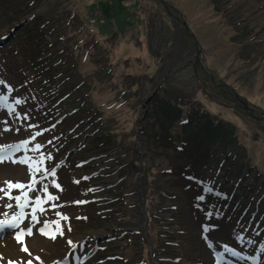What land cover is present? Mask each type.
Here are the masks:
<instances>
[{"label":"rangeland","instance_id":"1","mask_svg":"<svg viewBox=\"0 0 264 264\" xmlns=\"http://www.w3.org/2000/svg\"><path fill=\"white\" fill-rule=\"evenodd\" d=\"M2 38L0 147L56 176L0 164V264H264V0H0ZM229 172L245 194L220 211L197 180Z\"/></svg>","mask_w":264,"mask_h":264},{"label":"snow or ice","instance_id":"2","mask_svg":"<svg viewBox=\"0 0 264 264\" xmlns=\"http://www.w3.org/2000/svg\"><path fill=\"white\" fill-rule=\"evenodd\" d=\"M4 81L3 80H0V84H3ZM7 98L6 97H3V96H0V104H2V102L4 100H6ZM17 104H20L21 101L17 100L16 101ZM9 107V110L10 111H13L14 109H12V106H8ZM25 118H27V114H25ZM31 127V126H30ZM16 131H19V129H16ZM37 135H40V133H37ZM49 143H51V141H49ZM8 147H14L12 145H6V146H3V147H0V164H3V163H19V164H24V165H29V161L26 160V159H21L19 161H15V160H12L11 157L7 156L4 154V151H5V148H8ZM18 147V146H16ZM42 146L40 144H37L36 145V148L39 149L41 148ZM45 159V157L41 156V160L39 163H43V160ZM46 159L48 160H52L53 157L51 154H48ZM28 171L29 173H41V176H40V182H42L44 179L47 178V176H52V177H55L56 176V168L55 167H51V168H44V169H41L40 167H35L33 168L31 165H29L28 167ZM83 179H88V177H84ZM76 183H79V181H75ZM7 185H8V188L9 189H12V188H17V189H24L25 187H27L30 191H36V189L33 187V185H35L36 183H38V181L36 180V177L33 175L31 180H30V183L25 185L23 183H20V182H16V183H12L11 181H8L6 182ZM53 186L57 189H61V186L56 183L55 180H53L52 182ZM42 191H44L45 193H47V196L45 198H41L39 196H36L35 197V203L32 205V220L37 222V223H40V220L39 218L37 217L36 213L37 211H39L40 213H44L46 211V209L43 207V204L44 203H47L48 201H51V200H56L58 199V197L56 196H53L50 192H49V186L47 184H42L41 186V189ZM209 191H211V189H208ZM0 191H4V189H0ZM88 191H95V189H89ZM5 196H8L9 199H12V196H11V193L10 191H5L4 192ZM14 199L16 200V202L19 204V206L21 208H23L25 205H27L28 203V192L24 191L22 192L21 195H18V196H15ZM23 199V203H21ZM199 200H203L204 197L203 196H200L198 197ZM74 203H86V201H74ZM52 208H56V207H59V205L57 204H52L50 205ZM7 207H12L11 204H8ZM57 216H60L61 219H64V220H67V217L66 216H63L61 213H56ZM209 215H211V213H209ZM14 220H19L20 217H14L13 218ZM52 223H56L57 225V228L55 229V231L53 233H49L48 231H46V229L49 227V222L45 221L44 222V227L38 229V231L45 235V236H49V238L51 239H55L56 238V234L58 233L59 235L63 236L64 235V231L63 229L60 227L59 225V221H54ZM17 227L16 224L12 223L10 224L9 222H6V221H0V230H3L5 227ZM68 231H71V229L69 228ZM205 231H208V227H205ZM33 234V229L32 228H27V235L31 236ZM15 239L18 241V242H22L23 240V237L22 235H17L15 237ZM237 239H242V237H237ZM68 244L69 245H73V247L75 246L73 244V241L72 240H68ZM23 251L27 252L28 251V247H24L22 249ZM225 250L226 251H229L231 252L233 255H238V253L232 249V248H229L227 246V244H225ZM37 259H39V257H37ZM28 264H32L31 261H28Z\"/></svg>","mask_w":264,"mask_h":264},{"label":"trees","instance_id":"3","mask_svg":"<svg viewBox=\"0 0 264 264\" xmlns=\"http://www.w3.org/2000/svg\"><path fill=\"white\" fill-rule=\"evenodd\" d=\"M52 96H53V93H52ZM79 108L80 107H78L77 109H79ZM80 119L82 121L86 122L87 119H90V116L89 115L83 116L81 114ZM93 120L91 121L92 123H93ZM186 121H187V118H184L181 123L187 124ZM216 124L217 123L210 116V120H209V122H207V125L205 126L204 129L210 131L213 129V127H211L210 125L217 126ZM201 128H202V126H201ZM187 130H189V128H187ZM67 133H68V129H66V123H64V124H62L61 137L66 136ZM103 143H105V142L103 141ZM206 154H208V152H206ZM196 156L197 155H193V160H192L193 163L199 162V160ZM223 160L226 161V159H223ZM229 167H230V172H231L232 166H229ZM187 169L195 174V170L191 168V165L189 163L187 164ZM230 172L228 173V175L222 177L218 182H216V177H215L216 174L215 175H209V177H207L203 180H197L200 182V185L202 186L205 194L209 196L210 202L213 203L214 206H216L217 209H219L220 211H224L226 209V207H225L226 204H228L230 202H234L233 199H235V197L241 196V194H245L244 192H241V194H240V192H239L240 189H239V191H236V189H235L236 185H230V182H232L230 179H232V177H234V179H236V177L238 176L237 173L230 174ZM208 189H211V191H209ZM237 228H238V231L236 234L237 237H241L240 233L247 235V231H248L249 227H248V224L246 222L242 223ZM252 237H250L251 240L259 243V241L261 239V238L259 239V236L256 238L255 235L253 236V234H252ZM242 239H239V241H241ZM241 245H242V242H241Z\"/></svg>","mask_w":264,"mask_h":264},{"label":"bare ground","instance_id":"4","mask_svg":"<svg viewBox=\"0 0 264 264\" xmlns=\"http://www.w3.org/2000/svg\"><path fill=\"white\" fill-rule=\"evenodd\" d=\"M193 50H194V51H193V54H196V52H195L196 48L193 49ZM0 136H1V135H0ZM0 177H2V175H0ZM15 230H17V227L15 228ZM25 239H26V240L29 239L28 235L25 236ZM9 243H10V240H9V239H8V240H5L4 242H1V243H0V250H1V249L3 250L4 248L8 247ZM9 249H10V248H9ZM9 249H8V250H9ZM8 263H11V261H8Z\"/></svg>","mask_w":264,"mask_h":264},{"label":"water","instance_id":"5","mask_svg":"<svg viewBox=\"0 0 264 264\" xmlns=\"http://www.w3.org/2000/svg\"><path fill=\"white\" fill-rule=\"evenodd\" d=\"M4 38L0 39V43L2 42ZM199 52H201L200 49H197V52L195 54V56L197 57V59L199 60L200 59V55H199ZM200 62L201 64L203 65V68L206 69L207 68V65H205V62H203L201 59H200ZM208 70V69H207Z\"/></svg>","mask_w":264,"mask_h":264}]
</instances>
